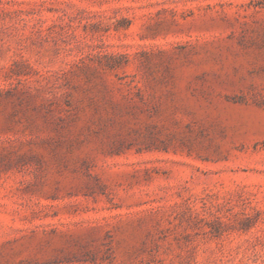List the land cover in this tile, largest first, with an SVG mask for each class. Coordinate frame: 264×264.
<instances>
[{"label": "rangeland", "instance_id": "rangeland-1", "mask_svg": "<svg viewBox=\"0 0 264 264\" xmlns=\"http://www.w3.org/2000/svg\"><path fill=\"white\" fill-rule=\"evenodd\" d=\"M0 264H264V0H0Z\"/></svg>", "mask_w": 264, "mask_h": 264}]
</instances>
